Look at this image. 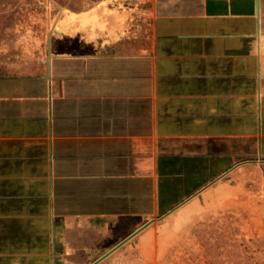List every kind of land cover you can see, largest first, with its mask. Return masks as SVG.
<instances>
[{
	"label": "crops",
	"instance_id": "crops-1",
	"mask_svg": "<svg viewBox=\"0 0 264 264\" xmlns=\"http://www.w3.org/2000/svg\"><path fill=\"white\" fill-rule=\"evenodd\" d=\"M107 2L43 51L2 35L0 264H92L264 164V0Z\"/></svg>",
	"mask_w": 264,
	"mask_h": 264
},
{
	"label": "rangeland",
	"instance_id": "rangeland-1",
	"mask_svg": "<svg viewBox=\"0 0 264 264\" xmlns=\"http://www.w3.org/2000/svg\"><path fill=\"white\" fill-rule=\"evenodd\" d=\"M100 1L118 2L123 11L129 6L138 15L144 7V0H0V40L6 33L12 49L43 51L60 32L59 7L68 22L100 26L97 17L113 12L96 8L92 16L67 15ZM158 219L99 264H264V164L237 167L181 210Z\"/></svg>",
	"mask_w": 264,
	"mask_h": 264
},
{
	"label": "water",
	"instance_id": "water-1",
	"mask_svg": "<svg viewBox=\"0 0 264 264\" xmlns=\"http://www.w3.org/2000/svg\"><path fill=\"white\" fill-rule=\"evenodd\" d=\"M264 163V162H262ZM173 211H170L169 213H167L165 216L161 217L158 219L162 220L163 218H165L166 216H168L169 214H171ZM154 220H151L149 223L145 224L144 226H142L138 232L128 236L127 238H125L124 240H122L121 242H119L117 245H115L113 248H111L107 253H105L102 257H100L98 260H96L95 262H93L92 264H99L101 261H103L105 258H107L110 254H112L114 251H116L118 248H120L121 246H123L125 243H127L133 236L137 235L141 230L145 229L149 224H151Z\"/></svg>",
	"mask_w": 264,
	"mask_h": 264
},
{
	"label": "bare ground",
	"instance_id": "bare-ground-1",
	"mask_svg": "<svg viewBox=\"0 0 264 264\" xmlns=\"http://www.w3.org/2000/svg\"><path fill=\"white\" fill-rule=\"evenodd\" d=\"M141 231H142V230H141ZM141 231H140V232H141ZM140 232H139V233H140ZM135 236H136V235H135ZM131 239H132V238H131ZM131 239H130V240H131Z\"/></svg>",
	"mask_w": 264,
	"mask_h": 264
}]
</instances>
